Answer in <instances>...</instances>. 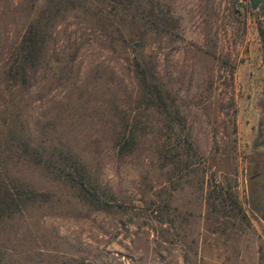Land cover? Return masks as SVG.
Listing matches in <instances>:
<instances>
[{"label": "rangeland", "instance_id": "obj_1", "mask_svg": "<svg viewBox=\"0 0 264 264\" xmlns=\"http://www.w3.org/2000/svg\"><path fill=\"white\" fill-rule=\"evenodd\" d=\"M0 177L38 195L0 264H264V0H0Z\"/></svg>", "mask_w": 264, "mask_h": 264}, {"label": "trees", "instance_id": "obj_2", "mask_svg": "<svg viewBox=\"0 0 264 264\" xmlns=\"http://www.w3.org/2000/svg\"><path fill=\"white\" fill-rule=\"evenodd\" d=\"M39 24L40 18L29 24L17 48L15 65L11 67L13 69L11 76L13 78H20L23 83L25 82L26 68L37 64L44 47L45 37ZM136 70L146 102L166 112L167 103L159 87L147 81L145 73L138 63L136 64ZM131 138L126 137L125 134L118 135L116 143L119 153L122 154L128 148ZM75 169L72 170L73 172L68 171L64 176L77 187L79 196L83 200L97 204L100 207L108 206L107 204L110 203H107V201L101 199V196L97 195L94 186H92L88 177L81 171L82 169ZM37 196L35 191L25 189V187L15 184L11 180L7 181L0 177V220L14 216L21 211L26 202L34 200Z\"/></svg>", "mask_w": 264, "mask_h": 264}, {"label": "water", "instance_id": "obj_3", "mask_svg": "<svg viewBox=\"0 0 264 264\" xmlns=\"http://www.w3.org/2000/svg\"><path fill=\"white\" fill-rule=\"evenodd\" d=\"M250 3L252 8H256L258 4V0H250Z\"/></svg>", "mask_w": 264, "mask_h": 264}]
</instances>
